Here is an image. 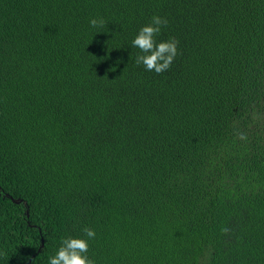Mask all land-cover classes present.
<instances>
[{
  "label": "trees",
  "instance_id": "1",
  "mask_svg": "<svg viewBox=\"0 0 264 264\" xmlns=\"http://www.w3.org/2000/svg\"><path fill=\"white\" fill-rule=\"evenodd\" d=\"M83 226L98 264H264V0H0V264Z\"/></svg>",
  "mask_w": 264,
  "mask_h": 264
},
{
  "label": "clouds",
  "instance_id": "2",
  "mask_svg": "<svg viewBox=\"0 0 264 264\" xmlns=\"http://www.w3.org/2000/svg\"><path fill=\"white\" fill-rule=\"evenodd\" d=\"M103 17H90V28L99 29L105 25ZM166 17L154 14L150 20L142 24L132 36L129 45L137 49L134 63L142 66L147 72L156 74L167 71L177 55L178 41L174 37L157 39ZM238 140L247 142L244 132L237 133ZM227 231V229H223ZM97 239L95 228L83 226L79 234H66L59 237L54 250L47 255L46 264H98L94 253H90L92 244Z\"/></svg>",
  "mask_w": 264,
  "mask_h": 264
},
{
  "label": "water",
  "instance_id": "3",
  "mask_svg": "<svg viewBox=\"0 0 264 264\" xmlns=\"http://www.w3.org/2000/svg\"><path fill=\"white\" fill-rule=\"evenodd\" d=\"M14 201H18L17 199H14Z\"/></svg>",
  "mask_w": 264,
  "mask_h": 264
}]
</instances>
